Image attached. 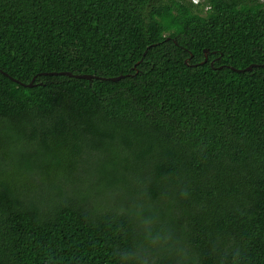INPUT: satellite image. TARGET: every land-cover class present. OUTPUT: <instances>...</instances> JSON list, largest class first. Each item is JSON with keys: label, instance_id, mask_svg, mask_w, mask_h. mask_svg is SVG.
<instances>
[{"label": "trees", "instance_id": "trees-1", "mask_svg": "<svg viewBox=\"0 0 264 264\" xmlns=\"http://www.w3.org/2000/svg\"><path fill=\"white\" fill-rule=\"evenodd\" d=\"M262 63L264 0H0V264H264Z\"/></svg>", "mask_w": 264, "mask_h": 264}, {"label": "water", "instance_id": "water-1", "mask_svg": "<svg viewBox=\"0 0 264 264\" xmlns=\"http://www.w3.org/2000/svg\"><path fill=\"white\" fill-rule=\"evenodd\" d=\"M215 59H218L215 58ZM208 60V49H204V59L202 61L199 62V64H203L205 62H207ZM214 62V60L210 61V65H212ZM196 65V64H195ZM254 66H264V63L262 64H250L249 66H246L245 68H234L233 66H228L229 68H231L232 70H237L240 72H244V71H249L251 70ZM222 67V66H219ZM3 74L7 75L9 78H11L12 80H14L15 82H19L17 79L10 77L6 72L1 71ZM43 74H51V75H67V76H72L75 78H85V79H92V78H99V79H107V80H111V81H118L121 78L125 77V75H118V76H112V77H100V76H96L94 74H86V73H82V74H73L70 71H52V72H44ZM35 79V77L32 78L31 82L25 84L22 82H19L22 85H26V86H32L33 85V80Z\"/></svg>", "mask_w": 264, "mask_h": 264}, {"label": "rangeland", "instance_id": "rangeland-1", "mask_svg": "<svg viewBox=\"0 0 264 264\" xmlns=\"http://www.w3.org/2000/svg\"><path fill=\"white\" fill-rule=\"evenodd\" d=\"M194 1H196V0H194Z\"/></svg>", "mask_w": 264, "mask_h": 264}]
</instances>
